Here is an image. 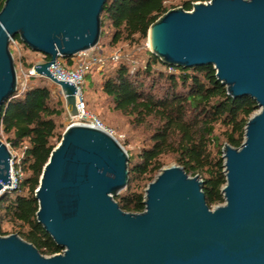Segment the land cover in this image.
Wrapping results in <instances>:
<instances>
[{
    "label": "water",
    "instance_id": "1",
    "mask_svg": "<svg viewBox=\"0 0 264 264\" xmlns=\"http://www.w3.org/2000/svg\"><path fill=\"white\" fill-rule=\"evenodd\" d=\"M108 0H5L0 10V114L17 91L11 38L49 61L35 73L59 87L77 116L72 83L49 68L98 46ZM164 65L212 66L232 99L259 110L240 148H222L224 204L210 209L202 180L178 165L144 191V211L126 213L114 197L128 184V154L103 130L71 125L42 169L36 221L62 252L41 255L18 235H0V264H264V0H210L168 10L147 32ZM11 154L0 141V198L10 190Z\"/></svg>",
    "mask_w": 264,
    "mask_h": 264
},
{
    "label": "trees",
    "instance_id": "2",
    "mask_svg": "<svg viewBox=\"0 0 264 264\" xmlns=\"http://www.w3.org/2000/svg\"><path fill=\"white\" fill-rule=\"evenodd\" d=\"M4 1L0 0V10ZM172 1L108 0L100 16L98 46L106 38V30L110 32L106 44L109 48L146 42L150 25L169 10L165 3ZM204 1L181 0L174 7L190 11L192 2ZM148 55L143 69L132 70L127 62H119L112 73L100 74L101 92L113 111L137 127L153 124L139 152L135 156L127 152L128 184L114 200L126 213L143 212L145 190L138 184L142 180L152 182L161 171L160 159L171 155L188 175L202 180L210 209L224 204L222 148L225 144L241 147L244 128L257 110L256 103L247 97H229L212 66L173 68L150 52ZM20 61L25 69L32 66L24 59ZM64 112L65 106L52 98L48 87L34 85L12 95L0 114V130L7 136L6 143L13 150L24 149L22 179L0 198V235L16 234L44 256L59 254L62 249L37 223L34 193L44 165L61 140L59 119ZM216 127L220 132L216 133ZM5 224L11 226V232L3 230Z\"/></svg>",
    "mask_w": 264,
    "mask_h": 264
},
{
    "label": "rangeland",
    "instance_id": "3",
    "mask_svg": "<svg viewBox=\"0 0 264 264\" xmlns=\"http://www.w3.org/2000/svg\"><path fill=\"white\" fill-rule=\"evenodd\" d=\"M179 1L181 0H174L172 2H167L165 3V6L169 10L175 9L174 6L179 4ZM176 8H179V7H176ZM109 37H110V32L109 30H106V38L100 44L101 50L105 51L106 53L111 52V51L120 50L124 55V60L122 62H127L132 70H135L136 68L143 69L145 67L146 61L149 57L148 55L149 49H148L147 41L139 45L120 44V45H117L115 48H109L106 46V44L108 43ZM11 52L14 58V66H15L17 76H20V73H21L20 72L21 65H22L20 61L21 59H24V62L29 63V64L30 63L32 64L38 59L37 53L29 50L28 48L22 49V51L20 52V57L14 51H11ZM62 63H64L63 64L64 68H69L68 64H65V62H62ZM116 65L117 64H113L110 62L107 63L103 69V73L104 74L112 73ZM23 69H25V67H23ZM32 82H33V85L35 86H37L39 83H42V82H45L48 86H51V87L54 86V83H52L49 79L45 77L34 78L32 79ZM101 82H102V79L100 78V75L93 76L91 73L87 74L84 77V84L82 85L81 100L85 104L86 110L90 114L98 117V119L104 125L105 129L111 132L112 136L123 146L125 151L128 152L130 155L135 156L146 143L147 138L149 137L151 133L153 124L149 122L151 124L148 123V125L146 126L137 127L131 124V121L129 120V118L124 117L120 113L113 111L108 99L101 92ZM57 88L58 87L56 86V89ZM258 111L259 110L257 109L253 113V115L258 113ZM68 124H69V119L65 111L63 115L61 116V118L59 119V125L61 126L60 131L62 132V134L65 131ZM218 132H220V129L216 127V133ZM0 141L4 144H8L6 143L7 136L1 130H0ZM11 151L14 157L22 158V153L24 149L23 148L15 149V150L11 149ZM160 162L162 163L161 170L168 168L172 165H177L174 161L173 156L171 155L163 156L160 159ZM148 184L147 182L142 180L141 182H139L138 185L139 187H144L142 189L145 190ZM3 230L11 232L12 229L10 225L5 224L3 225Z\"/></svg>",
    "mask_w": 264,
    "mask_h": 264
},
{
    "label": "built area",
    "instance_id": "4",
    "mask_svg": "<svg viewBox=\"0 0 264 264\" xmlns=\"http://www.w3.org/2000/svg\"><path fill=\"white\" fill-rule=\"evenodd\" d=\"M209 2L210 0H206L204 2H192V6L193 4H197V3L206 4ZM23 48H24V45L19 39H16V38L10 39L9 41L10 52L14 51L20 57V52L22 51ZM37 56H38L37 61L33 62L32 66L29 69H23V66L21 65L20 76H17V91L16 92L18 94H21L26 89L34 86L32 79L38 78V77H44L42 75L35 73L34 67L37 63H43V62L49 61V58L42 53H37ZM123 60H124V55L120 50L111 51V52L106 53L105 51L101 50L99 46H97L93 49L80 52L68 60H63L62 58L59 57L56 59L55 65L50 66L49 72L57 80L72 83L77 88L76 107H77L78 114L77 116H74V117H69L67 115L69 119V124L67 127L71 125H85V126H90V127L103 130L112 136L111 132L105 129L104 125L98 119V117L90 114L86 110L85 104L81 100L82 85L84 84V77L87 74L91 73L93 76H99L102 73L107 63L110 62L113 64H117L119 62H122ZM62 62H65V64H68L69 68H64L63 67L64 63ZM169 71H170V68H169ZM37 86L38 87H41V86L48 87L52 98L55 101L61 102L63 105H65L64 94L62 93L59 87L56 89L55 84L53 87H51V86H48L45 82H42V83H39ZM5 145L11 154V160H10V188L11 189L10 190H12L17 185V182L22 179V172L20 169L21 158L14 157L9 144H5Z\"/></svg>",
    "mask_w": 264,
    "mask_h": 264
}]
</instances>
